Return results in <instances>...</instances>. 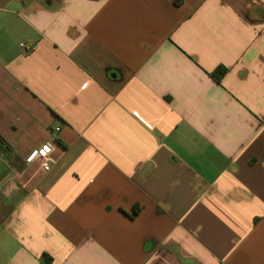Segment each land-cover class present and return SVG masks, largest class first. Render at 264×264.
Wrapping results in <instances>:
<instances>
[{
    "label": "crops",
    "instance_id": "1",
    "mask_svg": "<svg viewBox=\"0 0 264 264\" xmlns=\"http://www.w3.org/2000/svg\"><path fill=\"white\" fill-rule=\"evenodd\" d=\"M0 264H264V0H0Z\"/></svg>",
    "mask_w": 264,
    "mask_h": 264
},
{
    "label": "built area",
    "instance_id": "2",
    "mask_svg": "<svg viewBox=\"0 0 264 264\" xmlns=\"http://www.w3.org/2000/svg\"><path fill=\"white\" fill-rule=\"evenodd\" d=\"M20 46L25 48L26 50H28V48H26L23 44H21ZM59 130H60L59 127H55L53 129V133H56ZM49 153H50V146L48 144H44L41 147H39L38 149L34 150L28 156V159H26V162L28 164L38 162L41 170L46 172L49 170L50 162H51L50 157H49Z\"/></svg>",
    "mask_w": 264,
    "mask_h": 264
},
{
    "label": "trees",
    "instance_id": "3",
    "mask_svg": "<svg viewBox=\"0 0 264 264\" xmlns=\"http://www.w3.org/2000/svg\"><path fill=\"white\" fill-rule=\"evenodd\" d=\"M224 74H225L224 68H217L210 75L216 82H219V80L223 77ZM135 215H137V209L132 212V216H135Z\"/></svg>",
    "mask_w": 264,
    "mask_h": 264
}]
</instances>
